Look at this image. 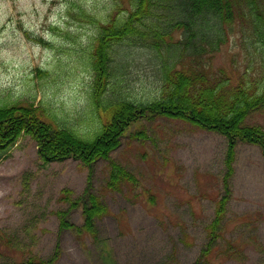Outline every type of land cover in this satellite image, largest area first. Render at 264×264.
<instances>
[{
  "label": "rangeland",
  "instance_id": "1",
  "mask_svg": "<svg viewBox=\"0 0 264 264\" xmlns=\"http://www.w3.org/2000/svg\"><path fill=\"white\" fill-rule=\"evenodd\" d=\"M129 0H0V106L33 104L60 127L91 139L105 119L93 101L91 66L98 23ZM124 14V13H123ZM178 38V33H175ZM129 67L111 76L104 103L124 98L146 104L159 95V66L132 48ZM237 49L215 56L226 66ZM160 63V62H158ZM264 129V110L247 121ZM145 132V138L138 136ZM227 138L180 119L133 124L112 153L137 182L108 188L110 166L89 168L69 158L46 164L37 142L23 135L0 161V264L28 259L48 264H194L212 241L208 226L225 188ZM230 196L206 264H264V156L238 143ZM91 185V186H89ZM109 208L96 221L97 237L60 230L59 211L81 227L88 188ZM71 191V202L64 200ZM58 251V252H57ZM57 253V254H56Z\"/></svg>",
  "mask_w": 264,
  "mask_h": 264
},
{
  "label": "trees",
  "instance_id": "2",
  "mask_svg": "<svg viewBox=\"0 0 264 264\" xmlns=\"http://www.w3.org/2000/svg\"><path fill=\"white\" fill-rule=\"evenodd\" d=\"M82 15L98 23L91 66L93 101L105 116L101 127L93 138L86 139L58 126L33 104L0 106V161L23 135H30L44 163L81 160L89 168L90 180L94 164L100 159L108 161L107 186L120 191L137 179L111 155L133 124L160 116L220 133L228 140L225 191L208 226L212 241L194 263L206 264L225 218L237 144L258 146L264 156V129L247 123L253 113L264 110V0H129V8L117 4L104 23L85 11ZM231 42L237 50L229 64L214 66L215 56ZM132 48L148 50L149 61L160 65L159 95L146 104L124 98L104 103L108 81L129 67ZM138 136L147 137L142 131ZM89 186L73 202L71 191L64 190V200L82 206L84 223L77 227L69 221L67 211H59L61 231L97 237L96 221L108 215L109 208ZM14 264L46 262L28 259Z\"/></svg>",
  "mask_w": 264,
  "mask_h": 264
},
{
  "label": "bare ground",
  "instance_id": "3",
  "mask_svg": "<svg viewBox=\"0 0 264 264\" xmlns=\"http://www.w3.org/2000/svg\"><path fill=\"white\" fill-rule=\"evenodd\" d=\"M122 17H123V15H122ZM100 105V104H99Z\"/></svg>",
  "mask_w": 264,
  "mask_h": 264
}]
</instances>
